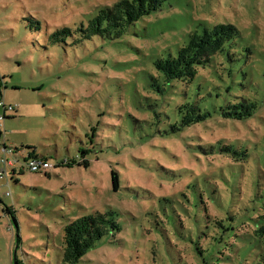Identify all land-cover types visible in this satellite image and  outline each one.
I'll list each match as a JSON object with an SVG mask.
<instances>
[{
  "label": "rangeland",
  "instance_id": "1",
  "mask_svg": "<svg viewBox=\"0 0 264 264\" xmlns=\"http://www.w3.org/2000/svg\"><path fill=\"white\" fill-rule=\"evenodd\" d=\"M115 1L0 0V115L4 105L15 107L0 121V157L6 146L14 150L7 158L17 160V170L29 154L46 157L54 166L47 174H12V167H6L8 177L0 178V264H70L63 259V226L108 210L116 214L121 230L102 237L73 264L185 263L189 234L195 222L202 227L204 220L201 212L182 208V195L175 191L181 178L176 177L181 162L188 165L183 146L196 145L194 152L202 157L203 137L225 139L247 148L252 157L222 167L224 181L217 180V188L223 208L238 213L248 195L249 205L264 208V0H164L120 38L92 36L76 42V28ZM218 23L239 29V59L229 94L215 97L213 91L209 97L212 116L233 96L256 101L258 111L236 127L232 122L219 126L212 118L207 121L211 137L202 132L192 138L185 131L172 138H179L182 148L171 150V139L160 136L165 117L172 114L171 87L163 84V95L147 91L153 62L175 55L190 31ZM63 27L71 34L64 42L50 43L49 37ZM245 69L250 72L246 78L240 74ZM184 91L190 93V86ZM151 93L160 97L154 107L161 114L156 125L153 111L146 108ZM146 145L150 151L142 149ZM142 166L150 168L147 174ZM112 168L120 173L117 191L112 190ZM256 247L253 240L241 243V252H247H240L236 264H253ZM198 259L192 257V264H200Z\"/></svg>",
  "mask_w": 264,
  "mask_h": 264
},
{
  "label": "trees",
  "instance_id": "2",
  "mask_svg": "<svg viewBox=\"0 0 264 264\" xmlns=\"http://www.w3.org/2000/svg\"><path fill=\"white\" fill-rule=\"evenodd\" d=\"M162 1L164 0H116L111 5L99 9L86 25L80 24L76 28V32L79 33L76 42L90 39L92 36H101L109 41L120 38L141 17L159 10ZM70 34L71 30L68 27L56 30L49 37L50 43L64 42ZM239 35V29L231 23H218L203 27L201 30H193L188 33L186 43L178 48L175 55L168 54L153 62L154 72L149 75L147 91L150 93L156 89L157 93L163 95V84H169L171 87L167 98L172 114L165 117L168 119L165 120L167 126L160 131V136L171 139L168 144L171 150H180L179 138H172L180 136L185 131H187L185 134L188 133L192 138L202 132L211 137V127L207 121L212 118L216 119L219 126H229V122H232L234 124L232 127H236L238 120L244 121L257 113L256 101L234 96L219 106L216 116H212L210 109L213 102L209 97L214 96L212 92L217 91L215 97L220 96L222 92L229 94L230 80L232 84L235 83L232 77L236 72L235 63L239 59L236 55ZM244 49L249 50V47L246 46ZM249 73L246 69L240 70L244 78ZM224 74L228 77V84L224 81ZM187 86H190V93L184 91ZM181 97H184L183 100ZM152 98L156 101L155 104ZM159 98H154L151 93L149 97L151 102L146 106L154 113L151 118L154 125L161 122L158 119L161 114H157L158 109H154L158 107ZM203 123L206 130L198 127ZM214 138L217 141L212 142V138L203 137L205 148L202 157L194 152L196 145L186 143L183 148L188 152V165L181 162L178 166L181 170L178 171L180 174L176 179L181 178V181L175 191L182 195L181 206L187 213L190 209L201 212L200 217L204 220L202 227L195 222V229L189 234L190 246L187 245L184 253L185 263L192 264V257L195 258L196 255L200 264H236L239 262L241 243L253 240L258 248L253 250L255 253L252 263L264 264V208L257 209L254 205H249L248 195L243 199L246 201L244 207L239 209L238 213H230L223 208L221 204L223 197L217 188V180L222 177L223 166L246 163L252 157L247 148L235 147L224 141L225 139ZM213 143L215 147L218 146L217 151ZM143 148L150 151L147 145ZM142 149L138 157H142ZM144 156L147 160L148 156L146 154ZM175 157L180 161V156ZM31 158H42L50 163L46 157L29 154L24 159V165H20L18 170L15 167L17 163L11 166L12 174H21L23 170L46 173L54 167L50 163L51 166L47 169L31 171L26 166ZM133 160L139 162L140 159ZM141 168L145 174L150 169L143 166ZM136 169H139L138 165ZM8 174L5 177H8ZM110 180L112 190L117 191L120 188V173L115 168L110 170ZM197 180H201L203 186L199 185ZM222 180L224 181L223 177ZM158 184L162 186V183ZM146 197L151 199L153 193L149 191ZM215 210L217 212H214ZM147 213L153 214L150 211ZM120 230L121 226L112 210L82 215L69 221L62 229L63 259L70 264L78 262L102 237L113 235ZM227 247H230V253L226 252ZM242 252L246 253L247 250Z\"/></svg>",
  "mask_w": 264,
  "mask_h": 264
},
{
  "label": "built area",
  "instance_id": "3",
  "mask_svg": "<svg viewBox=\"0 0 264 264\" xmlns=\"http://www.w3.org/2000/svg\"><path fill=\"white\" fill-rule=\"evenodd\" d=\"M15 107L13 105L3 106V113L0 115V121L4 118L7 113H13ZM14 151L12 148L6 146L2 147L3 156L0 157V178H3L7 175L8 171L6 170L7 166H12L16 163V160H10L7 158V155L12 154ZM26 166L30 168L31 171H39L41 169H47L51 166L50 163L44 161L42 158H31L26 163Z\"/></svg>",
  "mask_w": 264,
  "mask_h": 264
}]
</instances>
